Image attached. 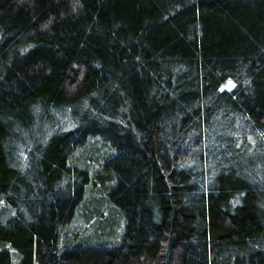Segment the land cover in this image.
Returning <instances> with one entry per match:
<instances>
[{
    "label": "trees",
    "instance_id": "1",
    "mask_svg": "<svg viewBox=\"0 0 264 264\" xmlns=\"http://www.w3.org/2000/svg\"><path fill=\"white\" fill-rule=\"evenodd\" d=\"M0 264H264V0H0Z\"/></svg>",
    "mask_w": 264,
    "mask_h": 264
}]
</instances>
